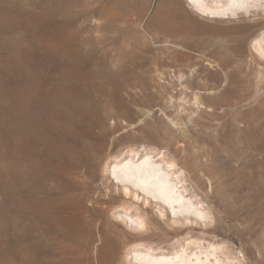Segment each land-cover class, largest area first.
I'll return each instance as SVG.
<instances>
[{
	"label": "rangeland",
	"instance_id": "374dc122",
	"mask_svg": "<svg viewBox=\"0 0 264 264\" xmlns=\"http://www.w3.org/2000/svg\"><path fill=\"white\" fill-rule=\"evenodd\" d=\"M131 150L173 165L217 233L137 239L177 224L109 179ZM195 241L264 264V0L229 19L186 0H0V264H133Z\"/></svg>",
	"mask_w": 264,
	"mask_h": 264
},
{
	"label": "bare ground",
	"instance_id": "6f19581e",
	"mask_svg": "<svg viewBox=\"0 0 264 264\" xmlns=\"http://www.w3.org/2000/svg\"><path fill=\"white\" fill-rule=\"evenodd\" d=\"M261 0H186V4L198 14L213 19H229L241 14H249L257 10ZM262 3V2H261ZM180 5V4H179ZM180 7V6H179ZM259 9V8H258ZM134 152L133 150H131ZM130 151V152H131ZM122 161L111 164L108 176L111 182L121 187L126 193L128 201L143 204L142 208L152 205L157 209V214L163 218H171L177 225L165 229L162 233L151 231L149 234L139 236L137 239L159 240L170 239L184 230L191 235H196L197 228L192 223H205L203 234L217 233L216 227H211V221H206L201 212V199L192 196L182 180L176 174L173 165L164 162L152 153L142 154L134 152L127 155ZM193 181V180H192ZM191 182V181H190ZM193 183V182H192ZM197 189L200 185L193 183ZM124 195V194H123ZM119 196H122L119 194ZM125 196V195H124ZM149 206V207H150ZM152 211H149V213ZM153 213V212H152ZM126 223L133 229L144 230L145 223L127 215ZM155 220L156 217L152 214ZM182 221V222H181ZM189 223L185 225L180 223ZM213 222V221H212ZM189 249L196 250L187 252ZM216 248L201 242L189 243L186 248L172 254H154L149 251H136L133 264H218Z\"/></svg>",
	"mask_w": 264,
	"mask_h": 264
}]
</instances>
